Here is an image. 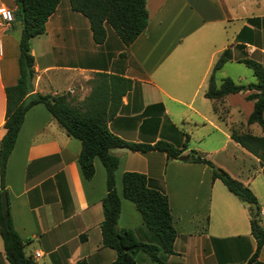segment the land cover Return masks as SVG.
I'll return each mask as SVG.
<instances>
[{
    "label": "crops",
    "instance_id": "0c3cea01",
    "mask_svg": "<svg viewBox=\"0 0 264 264\" xmlns=\"http://www.w3.org/2000/svg\"><path fill=\"white\" fill-rule=\"evenodd\" d=\"M13 20L0 31V138L5 113L4 88L18 76V37L21 22L14 0H0ZM147 23L126 47L107 31L95 43L85 17L59 0L45 21L44 31L30 39L33 56L31 93L69 92L79 103L89 92L95 72L130 80L116 114L107 121L111 133L129 142L165 141L201 153L253 193L264 232V177L259 160L230 138L227 124L213 112L204 92L212 65L225 49L230 58L214 71L236 83L255 81L240 59L264 66V0H145ZM245 66V65H244ZM246 67V66H245ZM248 68V67H246ZM219 77L217 78V74ZM252 90L228 93L219 108L226 123L263 135L247 124L253 108L245 96ZM264 120V108L261 112ZM80 141L69 136L42 103L24 113L4 171V194L10 219L25 241L24 252L35 264H112L115 251L101 241V198L105 170L93 157V174L85 179L77 156ZM118 162L115 191L120 199L117 228L133 242L157 244L135 205L122 196L125 171L145 175L148 186L166 195L175 237L172 252L162 249L164 264H264V240L256 250L245 205L208 165L169 158L164 152L114 148ZM1 194V193H0ZM1 198V196H0ZM34 252L38 256H34ZM0 264H8L0 238ZM124 264H157L142 250L126 253Z\"/></svg>",
    "mask_w": 264,
    "mask_h": 264
},
{
    "label": "trees",
    "instance_id": "16d2710c",
    "mask_svg": "<svg viewBox=\"0 0 264 264\" xmlns=\"http://www.w3.org/2000/svg\"><path fill=\"white\" fill-rule=\"evenodd\" d=\"M58 1L14 0L16 14L21 22L18 37V76L14 84L4 88L5 113L2 124L4 133L0 138V193L4 192L5 163L13 147L24 113L33 104L42 103L65 133L80 141L77 162L82 176L85 179L92 176L93 157H98L103 165L106 192L100 201L102 220L99 227L102 244L115 251L112 264H124L126 253L133 254L138 250L145 252L153 262L164 264L157 253L160 249L171 253L172 242L176 235L166 195L148 186L145 175L135 171L122 173V196L135 205L143 224L156 236L158 243L133 242L124 229L117 228L120 199L114 184V171L118 162L117 156L111 152L114 148L139 152L158 150L164 152L169 158H179L187 162H202L208 165L211 176L219 178L225 187L247 208L250 233L255 239L257 250L264 240V232L260 225L256 199L246 185L232 178L227 172L215 166L195 150L181 155V149L173 147L168 142L156 141L153 144L129 142L109 131L107 121L118 111L121 96L130 87L129 79L116 74L95 72L89 80V92L76 104L70 102L68 91L54 95L40 92L31 93L34 70L29 42L32 37L44 31L45 21L55 10ZM67 1L72 11L87 19L92 39L98 44L106 39L107 31H109L118 38L123 47H126L147 23L145 0ZM229 58L230 52L226 49L216 58L207 80L204 95L211 100L213 112L217 113V117L221 120L227 111V109L219 108L222 97L228 93L252 90L245 96L253 102V108L246 123H257L264 130V120L261 116L264 108V66L250 58L240 59V62L251 70L255 81L242 84L234 82L229 77H224L219 83H216L214 71ZM227 130L231 139L259 160L261 174L264 177V134H252L243 130L236 123H228ZM216 168L219 169V172L215 170ZM250 203L255 204V213L251 212ZM0 238L8 264H35L32 256L25 254V241L18 236L12 226L5 194L4 199L2 196L0 198ZM74 264H85V261L80 260Z\"/></svg>",
    "mask_w": 264,
    "mask_h": 264
},
{
    "label": "built area",
    "instance_id": "2783aa9c",
    "mask_svg": "<svg viewBox=\"0 0 264 264\" xmlns=\"http://www.w3.org/2000/svg\"><path fill=\"white\" fill-rule=\"evenodd\" d=\"M13 20V15L11 11L0 5V31L5 28H9ZM1 39H0V54H1ZM34 256H38L37 252H34Z\"/></svg>",
    "mask_w": 264,
    "mask_h": 264
},
{
    "label": "rangeland",
    "instance_id": "374dc122",
    "mask_svg": "<svg viewBox=\"0 0 264 264\" xmlns=\"http://www.w3.org/2000/svg\"><path fill=\"white\" fill-rule=\"evenodd\" d=\"M239 67H240L243 71H245L246 73H250L249 68H246L244 65L240 64ZM215 71H216V70H215ZM219 76H220V75H219V73H218L216 77L218 78ZM218 119H219V118H218ZM219 120H220V119H219ZM220 121H221L222 123L224 122L225 124L228 125V123H226L225 115L222 116V119H221Z\"/></svg>",
    "mask_w": 264,
    "mask_h": 264
},
{
    "label": "water",
    "instance_id": "95a60500",
    "mask_svg": "<svg viewBox=\"0 0 264 264\" xmlns=\"http://www.w3.org/2000/svg\"><path fill=\"white\" fill-rule=\"evenodd\" d=\"M217 172H219V169H215ZM1 196H2V199H4V192L2 191L1 192ZM250 208H251V212L252 213H255L256 212V206L254 203H250Z\"/></svg>",
    "mask_w": 264,
    "mask_h": 264
}]
</instances>
